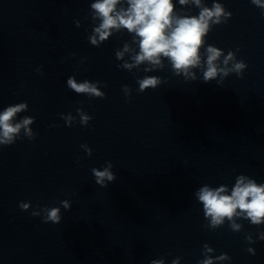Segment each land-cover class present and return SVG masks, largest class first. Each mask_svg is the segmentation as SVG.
I'll return each instance as SVG.
<instances>
[{"label":"water","instance_id":"95a60500","mask_svg":"<svg viewBox=\"0 0 264 264\" xmlns=\"http://www.w3.org/2000/svg\"><path fill=\"white\" fill-rule=\"evenodd\" d=\"M93 2L0 0V111L27 102L15 122L35 117L33 139L21 128L0 146V264H264V223L237 209L213 228L195 196L205 185L230 194L239 176L264 184V9L216 0L231 15L209 20L200 64L185 75L167 57L125 68L139 38L124 28L92 46ZM172 2L174 18L199 15L192 0ZM208 46L221 50L216 64L228 74L206 84ZM238 62L245 68L229 71ZM69 76L103 95L75 93ZM153 76L158 85L139 92ZM93 168L115 179L101 187ZM52 207L61 220L44 223Z\"/></svg>","mask_w":264,"mask_h":264},{"label":"clouds","instance_id":"9594fccd","mask_svg":"<svg viewBox=\"0 0 264 264\" xmlns=\"http://www.w3.org/2000/svg\"><path fill=\"white\" fill-rule=\"evenodd\" d=\"M120 3L121 0H95L90 4L94 14L93 18H98L100 22L97 27L93 28V34L88 37V40L92 46L99 47L102 42L112 35V29L124 28L129 33H135V36L139 38V53L133 57L134 64L124 65L125 68L129 69L144 61L153 66H159L161 64L160 58L167 57L172 68L178 74L183 72L188 75L189 68L198 67L200 64L198 53L203 43L202 37L208 30L209 20L215 17L214 23H220L222 14L225 16L231 15V13H225L224 6L217 3L216 0H213L211 8L201 7V0H192V3L200 8L199 15L179 18H174L172 15L174 9L172 0H126L127 7H122L117 11V5ZM188 3L189 0H179L180 5ZM251 3L264 9V3H261V0H251ZM126 51H128L127 45H125L123 52L116 53L117 59L122 58ZM206 51L207 58L206 68L203 72V82L207 84L209 81L214 80L218 73H223L226 76L228 72L218 68L216 64V61L222 55L221 50L208 46ZM230 59H233L231 52L225 58L224 64H227ZM244 68L245 64L238 62L229 71H235L239 74ZM149 70L145 69V71ZM37 71L41 72L40 69ZM158 83L159 79L157 77H146L139 81V92L142 93L147 88L154 89ZM66 85L68 89L74 90L75 93L103 95L97 90L95 84L87 80L77 83L74 77L69 76ZM27 109V102H20L8 105L4 107L3 111H0V146L14 144L18 139L21 128L25 130V135L30 139L34 138L28 126L35 122V117L24 116L18 122H15L17 114ZM89 119L88 116H82L81 123L86 124ZM109 168H111V164H109ZM109 168L102 171L96 168L92 169L97 185L105 187V180L113 181L115 179ZM226 192L227 189L224 186L212 189L207 185L195 192L196 198L203 206L205 218H211V227L215 228L221 225L224 218L231 221L233 215L237 214V209L241 213H246V218L252 224L264 223V184L258 185L252 180L245 182V177L239 176L232 187L231 193L224 194ZM61 204L64 209L70 208L69 201H62ZM19 207L26 210L28 204L20 202ZM44 211L47 213L43 218L44 223L56 224L60 222V207L45 208ZM232 227L234 230L239 228L235 224ZM205 249L208 252L212 251L207 245H205ZM248 251L251 252V249ZM228 258L227 254H221L216 259ZM178 260L179 257L173 260L172 264H178ZM151 264H164V261L162 259L152 260ZM198 264H213V259L205 257Z\"/></svg>","mask_w":264,"mask_h":264}]
</instances>
